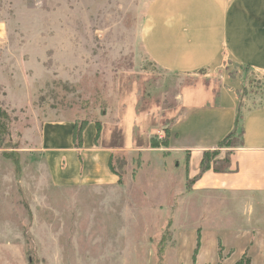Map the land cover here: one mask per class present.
Listing matches in <instances>:
<instances>
[{
    "label": "rangeland",
    "instance_id": "obj_1",
    "mask_svg": "<svg viewBox=\"0 0 264 264\" xmlns=\"http://www.w3.org/2000/svg\"><path fill=\"white\" fill-rule=\"evenodd\" d=\"M150 1L0 0V264H203L200 227L224 225L226 206L185 189L183 155L150 146L212 81L147 58ZM231 72L264 87V75ZM59 119L95 122L116 183H51L39 135Z\"/></svg>",
    "mask_w": 264,
    "mask_h": 264
},
{
    "label": "crops",
    "instance_id": "obj_2",
    "mask_svg": "<svg viewBox=\"0 0 264 264\" xmlns=\"http://www.w3.org/2000/svg\"><path fill=\"white\" fill-rule=\"evenodd\" d=\"M140 41L147 58L163 71L204 72L212 81L205 97L185 105L169 123L167 147H150L183 155L188 167L185 189L226 206L221 215L224 225L200 227L202 263L235 264L245 254L250 264H264V91L241 97L243 79L231 72L243 66L264 75V0H151ZM260 93L263 97L255 100ZM239 111L242 144L221 148L218 155L230 150L229 170L208 169L187 189V181L198 174L203 152L215 149L233 129ZM73 130L71 119L45 121L40 127L39 150L51 183L61 187L116 183L118 176L109 165L115 149L99 143L95 122L86 123L78 147ZM209 239L215 246L210 256Z\"/></svg>",
    "mask_w": 264,
    "mask_h": 264
},
{
    "label": "trees",
    "instance_id": "obj_3",
    "mask_svg": "<svg viewBox=\"0 0 264 264\" xmlns=\"http://www.w3.org/2000/svg\"><path fill=\"white\" fill-rule=\"evenodd\" d=\"M245 68L249 69V67H245ZM251 71L254 72L253 70H251ZM254 73H256V72H254ZM250 90L247 88V85H245V81H243V86L241 88L240 96L242 97V96H245V95H248V94L254 92V90H252V91H250ZM261 90L264 91V87L261 88ZM241 106H242V104H241ZM2 114L5 117H7V115L5 113L2 112ZM241 119H242V115H241V112L239 111L237 113L236 118H235L233 129L229 133H227L218 142L217 147L215 149L206 150L203 152L201 160H200V164H199L198 174L195 177H193L192 179H189L187 181V183H186L187 189L191 187V182L193 180L197 179L200 175H202L208 169H212L214 172H226L229 170L230 165H231L230 150H226L222 157H218V155L220 153L221 148H232V147H236V146H239L242 144L243 127L241 126V123H240ZM87 122L88 121H81L80 123H78L74 120L73 143L76 147L80 146V144H81V133H82ZM97 129H98V126H97ZM4 130H5V123H2V128H0V135L4 132ZM164 133H165L164 137L155 141V142H151L150 147H152V148H156V147H160V146L167 147L168 139H169V135H170L168 128H166L164 130ZM237 134H239V139L236 138ZM96 138H97V135H96ZM109 165H110V169L113 172H115L113 167H112L111 160H110ZM115 174H117V173H115ZM197 250H198V242H197V245L195 247V252ZM235 264H250L249 258L244 254Z\"/></svg>",
    "mask_w": 264,
    "mask_h": 264
}]
</instances>
